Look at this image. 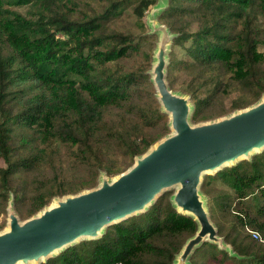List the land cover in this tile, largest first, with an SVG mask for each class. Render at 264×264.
I'll list each match as a JSON object with an SVG mask.
<instances>
[{
    "label": "trees",
    "instance_id": "obj_1",
    "mask_svg": "<svg viewBox=\"0 0 264 264\" xmlns=\"http://www.w3.org/2000/svg\"><path fill=\"white\" fill-rule=\"evenodd\" d=\"M155 2L0 0V208L12 194L27 218L56 196L93 187L101 171H123L169 131L148 73L143 17ZM127 5L139 34L108 22ZM159 17L183 49L182 57L170 53L166 80L173 88L181 76L192 122L264 93V0H168ZM134 56L135 66L121 63ZM200 190L233 253L204 241L189 264H264V150L205 174ZM170 194L38 264H171L196 223Z\"/></svg>",
    "mask_w": 264,
    "mask_h": 264
},
{
    "label": "water",
    "instance_id": "obj_2",
    "mask_svg": "<svg viewBox=\"0 0 264 264\" xmlns=\"http://www.w3.org/2000/svg\"><path fill=\"white\" fill-rule=\"evenodd\" d=\"M160 4L159 8L163 2ZM149 25L159 32V38L148 73L160 109L168 116L169 131L135 155L123 171L111 178L101 171L93 187L56 196L27 218L18 216L11 195L6 225L0 230V264L44 262L80 240L100 237L108 225L144 211L174 187L171 205L190 216L196 230L171 264H189L192 252L204 241L233 253L209 217L201 177L250 159L264 148V93L245 107L192 123L189 95L173 91L166 80L168 43L174 34L152 19Z\"/></svg>",
    "mask_w": 264,
    "mask_h": 264
},
{
    "label": "rangeland",
    "instance_id": "obj_3",
    "mask_svg": "<svg viewBox=\"0 0 264 264\" xmlns=\"http://www.w3.org/2000/svg\"><path fill=\"white\" fill-rule=\"evenodd\" d=\"M84 1H86V0H80V2H84ZM88 1L92 5L97 6L99 4V2L106 3L107 0H88ZM161 1L163 2V4L159 8L158 5L160 4ZM167 3H168V0H156V2L148 8V10L145 12L144 17H143V22H144V25H145L144 30L150 34L149 36L152 37V46H151L152 51H151V53L153 52V49L155 48V46H156V44L158 42L159 32L158 31H155L154 29H151V27L149 25V22L152 19L153 22H156L158 24L163 23L159 16H160L161 12L164 10V8L167 6ZM130 7H131L130 5H127V7L124 8L121 11V13H119L116 16H111L108 19V22H109V24L111 26H114L116 28L124 29V30H130V31H132L135 34H139L140 28L137 27L135 25V23H134V17L132 16V14L130 12ZM12 8L13 9H16L17 11H20V12H24V10H25V6H14ZM191 28L192 29H195L196 28V23L195 22H193L191 24ZM171 33H173V32H171ZM172 39H173V37L170 39V41L168 43V50H167L168 57L170 56V53L172 51H174L175 54L178 57H182V55H183V49L179 45H174ZM149 44H150L149 42H142V45H143L142 49L143 50L148 49ZM259 50H264V46H259ZM138 59L139 58L137 56H134L132 58H129V59H126V60H122L121 63L124 64L127 68H130L132 66H135L138 63ZM181 79H182L181 76H177L176 77L177 84L174 85V87L171 88V89L173 91H175V92H180V93L186 94L183 90H181L179 87H177V86H179V80H181ZM190 102H191V100H190ZM203 121H205V120H203ZM197 122H202V121H197ZM197 122H192V123H197ZM262 150H264V148ZM257 152H260V151H255L254 153H257ZM254 153H252L251 156ZM250 159H251V157H250ZM1 164L3 165V162L2 161H1ZM205 174L212 175L214 173H205ZM205 174L202 175V177H201L202 179H203V176H205ZM109 177L111 178L112 176H109ZM215 184L217 185V188L229 189L225 184H223V182H220L218 180L215 181ZM174 189H175V187L169 189L168 191L173 192ZM202 194L204 195V198H205L204 199V201H205V207L207 209V212L209 214V217H210L211 221L213 222V224L216 226L215 222L211 218L210 211H209V199H210V195H206L203 192H202ZM11 195L12 194L9 195V198H10ZM262 198H263L262 200H264V197H262ZM50 203H52V201ZM6 218H7L6 207L3 206L2 208H0V224H2L1 227H0V230H2L5 227V225H6ZM251 230L252 229H250V228H246V231H249L250 232ZM260 240L261 241H264V238H262V239L260 238ZM195 249L192 252V254L195 252ZM189 259H190V257H189Z\"/></svg>",
    "mask_w": 264,
    "mask_h": 264
},
{
    "label": "built area",
    "instance_id": "obj_4",
    "mask_svg": "<svg viewBox=\"0 0 264 264\" xmlns=\"http://www.w3.org/2000/svg\"><path fill=\"white\" fill-rule=\"evenodd\" d=\"M249 233H250V234L252 235V237H254V238L259 237V235H258V233H257L256 231L251 230Z\"/></svg>",
    "mask_w": 264,
    "mask_h": 264
}]
</instances>
